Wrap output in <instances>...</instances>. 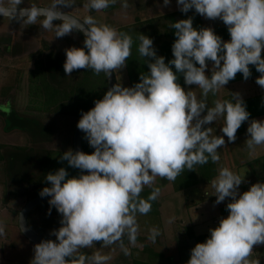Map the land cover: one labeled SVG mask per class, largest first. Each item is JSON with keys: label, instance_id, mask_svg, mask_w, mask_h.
<instances>
[{"label": "clouds", "instance_id": "9594fccd", "mask_svg": "<svg viewBox=\"0 0 264 264\" xmlns=\"http://www.w3.org/2000/svg\"><path fill=\"white\" fill-rule=\"evenodd\" d=\"M117 2L87 0L84 6L101 12ZM23 3L0 0V16L22 25L38 24L43 31L54 29L55 38L73 31L83 33L84 47L65 49L67 76L91 70L111 79L113 72L127 67L133 37L98 23L92 15L80 19L63 10L75 7L76 0L20 7ZM170 3L163 0L164 7ZM177 5L185 14L195 9L206 19L221 20L230 40L224 41L212 28H195L192 17L175 21L169 25L176 36L174 59L166 63L165 57L157 55L153 39L138 35V54L150 71L142 72L134 87L115 84L92 109L82 113L77 127L95 151L88 154L69 149L60 156L61 162L81 170L78 177L68 178L64 167L45 176L51 186L39 195L51 197L50 206L62 216L61 227L51 233L56 240L46 239L34 246L30 264H108L111 255L81 252L97 242L102 248L117 245L125 256L130 255L125 238L128 244L136 245L137 216L147 215L161 193L154 187L156 179L174 182L185 170L194 171L209 161L219 164L218 150L226 145L225 136L228 142H235L238 130L249 121L240 93H231V99H215L211 106L209 96H217L238 73L248 80L250 66L261 74L256 83L264 88V0H177ZM121 7L127 10L128 0H121ZM209 62L210 76L206 74ZM180 75L186 85L200 90L199 96L181 86ZM218 120L223 121V135L219 136L212 134V127L205 128ZM247 134L245 146L251 156L264 146V121L251 120ZM244 182L245 177L228 167L218 169L210 181L217 197L215 204L230 198L226 205L229 215L210 229L206 242L196 244L187 264H261L250 257L255 246L264 245V182L241 194ZM146 187L152 190L143 198ZM19 227L21 232L27 230L22 213ZM4 234L5 226L0 223V236ZM160 235V229L152 227L147 239L155 244Z\"/></svg>", "mask_w": 264, "mask_h": 264}, {"label": "rangeland", "instance_id": "374dc122", "mask_svg": "<svg viewBox=\"0 0 264 264\" xmlns=\"http://www.w3.org/2000/svg\"><path fill=\"white\" fill-rule=\"evenodd\" d=\"M30 3H36L38 6H49L52 0H24L20 7H28ZM86 3L87 0H76L75 7L63 10L81 19L87 15H92L98 23L111 25L117 30L121 25L135 22L137 18L141 20L153 18L155 19V26L157 25V28L163 32L168 27L165 25H170V20L165 18L159 20V17L179 11L177 0H171L167 7L163 6V0H128L129 8L127 10L122 9L121 0H118L115 7L107 8L101 12L89 11L84 6ZM181 19H183L181 16L178 17V20ZM201 19L207 28L215 29L226 26L219 19L210 20L203 16ZM58 23L60 21H54V24ZM84 40L83 33L73 31L71 35L55 38L54 29L43 31L38 24L22 25L0 16V144H3V150L17 146L32 148L36 154L40 153L42 149L74 150V132L81 117L38 108L39 95L36 99L31 93L30 82L32 77L37 78L39 63L43 59L47 60L46 54L50 51L57 54L64 71L65 49L70 47L82 48L84 47ZM211 67L212 63H209V68L206 70V74L209 76L211 75ZM33 71L35 73L31 77ZM116 75L119 84L123 87H131L127 67L117 70ZM182 87L186 91L195 90L198 96L200 94V90L195 89V85ZM263 90L264 88L256 83V79L255 81L250 79L228 83L217 96L213 97L210 94L209 106L215 99L224 100V96L228 93H240L242 98H246L264 93ZM8 103L19 115L38 119L41 124L50 128L51 135L49 138L34 139L30 133L21 129H6L7 119L2 111H6ZM254 119L264 121V117ZM251 120L253 119L245 122L246 130L242 134H237L235 142H228L225 136L226 145L218 150L221 159L220 163L216 164V176L220 167H228L233 172L245 177V182L240 185L241 194L250 190L253 184L264 182V146H259L256 153L251 156L245 146L246 140L249 138L247 128ZM222 123V120H218L211 125H205V128L212 127L213 135H223ZM29 154L32 155L33 152L30 151ZM33 161L35 168L32 175L36 177L40 173L37 166L38 156L35 155ZM4 165V162H0V223L5 226V234L0 236V264H30L34 257L36 244L21 232L19 214L28 200L33 197L28 193L23 194L22 188H20L21 190L17 189L18 196L10 194L14 184L6 174ZM70 169L73 174L72 177H78L82 174L79 169L72 167ZM210 181H200L194 186L177 190L173 182L158 177L154 187L161 189L158 198L159 211L157 214H138L137 219L140 228L136 245L128 244L125 238V243L131 251L130 255L125 256L117 245L102 248L100 242H97L91 249H82L81 252L91 255L95 251H100L102 254L111 255L112 259L108 264H132L134 258L148 260L149 247L153 244L147 239L149 229L158 227L161 235L154 244L156 248H161L158 253L163 251L165 256L169 255L172 264H187L191 257V250L198 243L191 234H210V229L217 227L220 219L229 215V212L223 213L222 210L231 202L230 198H226L224 202L216 205L217 197L214 195ZM19 183L25 185L26 181H18L14 187H18ZM32 189L33 183L30 184V190ZM50 207L49 203H44L33 208L28 218L29 225L43 238L56 240V237L51 233L54 229L61 227V214L55 207H51V214L49 215ZM250 259H261V264H264V245L255 246Z\"/></svg>", "mask_w": 264, "mask_h": 264}, {"label": "trees", "instance_id": "16d2710c", "mask_svg": "<svg viewBox=\"0 0 264 264\" xmlns=\"http://www.w3.org/2000/svg\"><path fill=\"white\" fill-rule=\"evenodd\" d=\"M115 7L110 6L109 9ZM187 19L192 17L193 26L197 29L207 28L201 19V16L195 12V9L190 10L188 13H183L180 10L172 13H168L159 17L160 19L170 20V24L175 21H179L178 17ZM158 21V20H157ZM167 30L161 32L157 25L155 26V19H138L130 24L121 25L118 27V31H124L129 33L133 37L132 56L127 61V71L129 75V81L131 87L140 82V74L150 71L147 63H144L143 59L138 54L139 41L138 35L141 33L147 35L153 39L154 47L157 50L158 56L165 57V62L168 63L174 59L172 46L176 40L175 31L170 29L169 24L165 25ZM213 29V28H212ZM215 33L222 37L223 40L231 38L228 32L227 26L213 29ZM47 60L43 59L39 63L37 78L32 77L35 73L31 74L32 81L30 82L31 93L35 98L39 95L37 105L38 108L44 110H54L56 112L70 114L75 116H82L83 112H86L98 99H102L108 89V78L101 73L99 76L95 75L91 70H78L74 71L71 76H67L62 70L60 64V57L54 52L50 51L46 54ZM150 59V58H146ZM212 63V62H209ZM199 66V65H197ZM173 70L175 71L174 66ZM251 77L260 75L256 71L255 66H250ZM36 76V74H35ZM239 80H245L242 73H238L236 78L229 83ZM178 82L181 86H185L184 78L180 75ZM37 99V98H36ZM224 99H231V93L224 96ZM246 109L250 113V118H256L264 115V93H259L250 97L243 98ZM7 124L6 129H21L32 135L34 139H48L51 135V129L45 127L38 119L22 116L16 112L9 103L6 106ZM245 131V123L238 130L237 134H242ZM85 135V134H84ZM83 135V151L91 154L95 151L92 148ZM3 144H0V162H4L6 174L12 180L14 186L18 181H26L25 185L18 184V187H12L10 194L12 196H18V190H23V194H31V197L39 195L44 187H50L51 184L46 182L45 176L48 173H55L59 168L64 167L68 171V178H72L73 174L67 161H60V156L66 151H57L50 149H42L40 153H34L32 148L17 146L10 149H2ZM33 154L30 155L29 152ZM38 156V168L39 174L33 177L32 173L35 168L33 157ZM259 160V158H258ZM28 165V166H26ZM84 174H87L84 172ZM217 174L216 164L209 161L208 164L203 166H197L194 171L185 170L178 178L173 182V185L177 190L181 188L191 187L200 181H210ZM33 183V189L30 190V184ZM151 188H145L141 193L143 198H147L151 192ZM8 198V197H7ZM159 211L158 199L152 202V210L150 214H157ZM223 213H227L226 208L222 210ZM62 216L60 217V220ZM198 243L206 242L210 238V234L194 235ZM161 248H156L154 244L149 247V259L140 260L133 259L132 264H172L171 257L165 256L162 251L160 254L158 251ZM84 253V252H83ZM155 253V254H153ZM158 253V254H156ZM86 254V253H84ZM153 254V255H152ZM128 263V261H126Z\"/></svg>", "mask_w": 264, "mask_h": 264}, {"label": "water", "instance_id": "95a60500", "mask_svg": "<svg viewBox=\"0 0 264 264\" xmlns=\"http://www.w3.org/2000/svg\"><path fill=\"white\" fill-rule=\"evenodd\" d=\"M65 12H67V11H65ZM69 14L73 15V16H76V15H74L72 13H69ZM76 17H78V16H76ZM78 18H80V17H78ZM82 22L83 21H81V23ZM117 83H118V80H117L116 72H113L111 79H108V89H107V91L110 88H112ZM94 106L95 105H93L90 109H92ZM90 109H88L87 111H89ZM83 135H84V133L81 130H79L78 127L76 126L75 132H74V139H73L74 151H83ZM50 199H51V197H41L40 195H37V196L31 198L30 200H28V202L24 205V207L20 211V214L21 213L23 214L24 226L27 229L23 233L28 239H30L35 244H38V243H40V242H42V241H44L46 239L43 238L42 236H40L39 234H37L35 231H33L31 229V227L29 225V219H28L29 218V214H30L31 210L33 208H35L36 206H38L40 204H44V203H49Z\"/></svg>", "mask_w": 264, "mask_h": 264}, {"label": "crops", "instance_id": "0c3cea01", "mask_svg": "<svg viewBox=\"0 0 264 264\" xmlns=\"http://www.w3.org/2000/svg\"><path fill=\"white\" fill-rule=\"evenodd\" d=\"M203 21V20H202ZM204 23V22H203ZM226 40H230V38H227V39H225L224 41H226ZM261 75V74H260ZM260 75H257V76H254L253 78H249L248 80H250V79H254V81H255V79H257ZM239 81H243V80H239ZM239 81H236V82H239ZM232 83H234V82H232ZM264 91V90H263ZM261 117H264V115H262V116H259V117H256L257 119H259V118H261ZM251 119H254V118H251ZM245 130H246V126H245ZM241 190V188L239 189V192H241L240 191ZM259 260H261V259H259Z\"/></svg>", "mask_w": 264, "mask_h": 264}]
</instances>
